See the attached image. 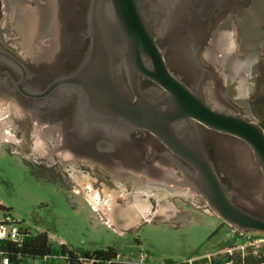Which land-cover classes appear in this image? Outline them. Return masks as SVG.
Masks as SVG:
<instances>
[{
    "label": "flooded vegetation",
    "instance_id": "1",
    "mask_svg": "<svg viewBox=\"0 0 264 264\" xmlns=\"http://www.w3.org/2000/svg\"><path fill=\"white\" fill-rule=\"evenodd\" d=\"M137 1L154 45L174 78L191 93L200 94L210 108L263 123L264 0ZM39 3L33 5L40 10L43 6L46 20L58 18L63 30L57 37L49 27L40 30L34 52L21 54L5 35L8 0H0V109H11L0 122L16 127L22 162L35 180L66 189L78 186L72 177L76 174L81 188L125 189L126 201L116 193L113 206H131L137 222V208L130 200L145 198L153 189L162 193L169 184L183 187L182 169L193 171L151 131L105 115L86 92L71 83L90 54L92 0ZM255 44L261 48H254ZM114 50L116 91L132 102L140 97L158 105L168 99L167 90L137 73L131 62L137 59L126 44L118 43ZM138 59L144 67L153 66L145 53ZM241 76L250 83L245 104L240 103L238 93ZM172 129L178 136L196 132L228 197L264 219V176L247 143L193 120L174 122ZM172 170L179 179L168 174ZM82 194L100 205V191L94 197ZM242 199L254 207L248 208Z\"/></svg>",
    "mask_w": 264,
    "mask_h": 264
},
{
    "label": "rangeland",
    "instance_id": "2",
    "mask_svg": "<svg viewBox=\"0 0 264 264\" xmlns=\"http://www.w3.org/2000/svg\"><path fill=\"white\" fill-rule=\"evenodd\" d=\"M35 1L39 3V0H8L5 35L21 54L34 52L40 30L49 27L55 37L63 30L58 18L45 19L43 6L40 10L33 5ZM259 46L255 44L254 48ZM238 81L240 103L245 104L250 83L242 76ZM10 111L0 109V120ZM13 125L0 122V205L32 234L47 232L52 243L72 249L94 251L122 246L130 248L126 254L142 251L148 254L151 264L199 261L227 249L232 250L233 256L241 253L238 249L241 242L233 239L232 227L215 215L201 195L187 186L169 184L162 193L153 189L146 192L145 198L130 200L137 208L139 221L136 222V211L131 206H113L118 195L126 201L129 194L125 189L81 188L82 180L76 174L72 177L78 182L77 187L62 189L38 182L22 162V146ZM168 174L180 178L173 170ZM99 191L100 205L82 196V193L98 196ZM242 201L248 208L254 207L250 200ZM4 214L0 210V218ZM26 264L33 262L29 260ZM54 264L64 263L55 261Z\"/></svg>",
    "mask_w": 264,
    "mask_h": 264
},
{
    "label": "water",
    "instance_id": "3",
    "mask_svg": "<svg viewBox=\"0 0 264 264\" xmlns=\"http://www.w3.org/2000/svg\"><path fill=\"white\" fill-rule=\"evenodd\" d=\"M89 22L92 38L90 54L71 83L86 92L89 101L97 104L105 115L147 129L164 141L193 171L182 169L186 179L183 186L201 195L224 223L238 230L264 233V219L238 207L228 197L197 133L185 132L178 136L172 129L174 122L193 120L243 140L251 148L256 165L264 176V105L263 123H257L243 114L216 111L204 102L200 94L191 93L167 70L140 15L137 0H92ZM118 43L126 44L132 56L135 55L137 60L131 62L137 73L168 91L167 100L154 105L139 97L132 102L114 89V49ZM140 53L151 57V68L141 65L138 59ZM258 198L261 199V196L258 195Z\"/></svg>",
    "mask_w": 264,
    "mask_h": 264
},
{
    "label": "trees",
    "instance_id": "4",
    "mask_svg": "<svg viewBox=\"0 0 264 264\" xmlns=\"http://www.w3.org/2000/svg\"><path fill=\"white\" fill-rule=\"evenodd\" d=\"M0 210L4 213L8 211L0 205ZM28 236L23 240L21 244H17L11 241H0V259L1 254L9 258L12 264H26L29 260L33 264H44L45 259L52 258L53 256H66V264H77L79 257L89 259L90 257L100 258L101 260H107L114 257L118 252H127L128 248L120 246L109 247L107 249L100 250H86L83 248H69L67 245H57L50 241L47 232L38 234H32L29 229H25ZM264 233H255V236H261ZM233 260V264H264V256L255 257L252 254L243 256L239 253L236 256H224L218 263L227 262ZM198 263V262H196ZM165 264H185L176 263L173 261H166Z\"/></svg>",
    "mask_w": 264,
    "mask_h": 264
},
{
    "label": "built area",
    "instance_id": "5",
    "mask_svg": "<svg viewBox=\"0 0 264 264\" xmlns=\"http://www.w3.org/2000/svg\"><path fill=\"white\" fill-rule=\"evenodd\" d=\"M256 232H249L244 230H238L231 228V234L233 239L239 240L241 244L238 249L243 256L252 254L255 257L264 256V235L255 236ZM28 236V233L24 228L20 226V223L12 218L9 213H5L0 218V241H11L17 244H21L23 240ZM229 255L232 256V250H221L217 254L209 255L199 261H190L185 264H233V260L227 262L218 263L222 257ZM66 256H53L52 258L45 259L44 264H54L55 261L63 262L66 264ZM198 262V263H196ZM0 264H12L9 258L1 254ZM77 264H151L148 261V254L142 251H132L130 253L118 252L114 257L107 260H101L100 258L90 257L89 259L79 257Z\"/></svg>",
    "mask_w": 264,
    "mask_h": 264
}]
</instances>
